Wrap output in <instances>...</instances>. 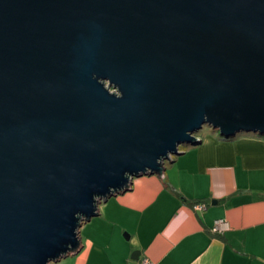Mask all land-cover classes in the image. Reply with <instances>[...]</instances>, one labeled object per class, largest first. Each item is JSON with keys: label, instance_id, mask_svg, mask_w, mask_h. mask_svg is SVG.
<instances>
[{"label": "water", "instance_id": "obj_1", "mask_svg": "<svg viewBox=\"0 0 264 264\" xmlns=\"http://www.w3.org/2000/svg\"><path fill=\"white\" fill-rule=\"evenodd\" d=\"M203 126L264 135V0H0V264L78 254Z\"/></svg>", "mask_w": 264, "mask_h": 264}, {"label": "crops", "instance_id": "obj_2", "mask_svg": "<svg viewBox=\"0 0 264 264\" xmlns=\"http://www.w3.org/2000/svg\"><path fill=\"white\" fill-rule=\"evenodd\" d=\"M197 139L162 178H135L101 203L79 230L80 252L51 264H264V135ZM217 220L229 229L214 233Z\"/></svg>", "mask_w": 264, "mask_h": 264}, {"label": "built area", "instance_id": "obj_3", "mask_svg": "<svg viewBox=\"0 0 264 264\" xmlns=\"http://www.w3.org/2000/svg\"><path fill=\"white\" fill-rule=\"evenodd\" d=\"M195 211H203L205 210V205L196 204L193 206ZM229 229L228 223L225 220H217L214 222L212 231L217 234H222ZM144 264H149L146 260L143 261Z\"/></svg>", "mask_w": 264, "mask_h": 264}, {"label": "rangeland", "instance_id": "obj_4", "mask_svg": "<svg viewBox=\"0 0 264 264\" xmlns=\"http://www.w3.org/2000/svg\"><path fill=\"white\" fill-rule=\"evenodd\" d=\"M110 90L112 91L113 89L111 88ZM208 131H215V130H212V128L209 127V126H203V128H202L200 131H198L197 133H195L194 136H195V138L197 139V137L201 136V134H203L204 132H208ZM216 132H218V131H216ZM218 133H219V132H218ZM239 134L252 135L251 133H239ZM239 134H237V135H239ZM253 135H258V134H253ZM197 140H198V139H197ZM188 146H190V145H186V144L180 145V146H179V150H181V149L184 148V147H188ZM179 152H180V151H179ZM173 159H176V157H175V156H172V157H171V161H172ZM165 164H166V165H169V162H165Z\"/></svg>", "mask_w": 264, "mask_h": 264}, {"label": "trees", "instance_id": "obj_5", "mask_svg": "<svg viewBox=\"0 0 264 264\" xmlns=\"http://www.w3.org/2000/svg\"><path fill=\"white\" fill-rule=\"evenodd\" d=\"M233 138V137H232ZM222 139H224V140H229V139H231V138H224V137H222ZM196 204H200V203H194V205H196Z\"/></svg>", "mask_w": 264, "mask_h": 264}]
</instances>
